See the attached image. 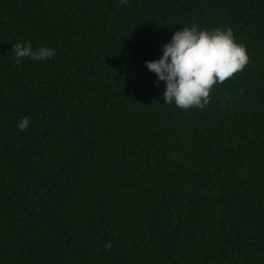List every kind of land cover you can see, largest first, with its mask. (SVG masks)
I'll return each instance as SVG.
<instances>
[{"label": "trees", "instance_id": "obj_1", "mask_svg": "<svg viewBox=\"0 0 264 264\" xmlns=\"http://www.w3.org/2000/svg\"><path fill=\"white\" fill-rule=\"evenodd\" d=\"M192 24L249 60L185 110L145 61ZM228 262L264 264V0H0V264Z\"/></svg>", "mask_w": 264, "mask_h": 264}, {"label": "clouds", "instance_id": "obj_2", "mask_svg": "<svg viewBox=\"0 0 264 264\" xmlns=\"http://www.w3.org/2000/svg\"><path fill=\"white\" fill-rule=\"evenodd\" d=\"M129 0H118L127 5ZM15 63L25 58L33 61L50 60L56 55L51 47L33 49L30 41L12 45ZM246 48L235 41L231 28L200 30L197 25L183 26L169 41L161 45L158 59L145 61L146 68L155 74L156 81L164 82L163 104H174L180 109H203L209 103L213 85L244 69L248 63ZM27 116L17 121L20 131L27 130ZM110 246V245H107Z\"/></svg>", "mask_w": 264, "mask_h": 264}, {"label": "water", "instance_id": "obj_3", "mask_svg": "<svg viewBox=\"0 0 264 264\" xmlns=\"http://www.w3.org/2000/svg\"><path fill=\"white\" fill-rule=\"evenodd\" d=\"M225 264H242V263L228 262V263H225Z\"/></svg>", "mask_w": 264, "mask_h": 264}]
</instances>
